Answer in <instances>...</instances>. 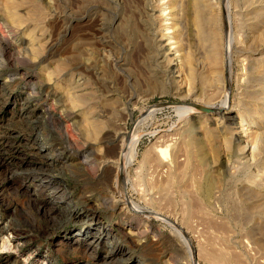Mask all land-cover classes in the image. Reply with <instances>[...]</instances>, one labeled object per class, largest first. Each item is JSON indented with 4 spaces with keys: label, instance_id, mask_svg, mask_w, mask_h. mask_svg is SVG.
Wrapping results in <instances>:
<instances>
[{
    "label": "rangeland",
    "instance_id": "obj_1",
    "mask_svg": "<svg viewBox=\"0 0 264 264\" xmlns=\"http://www.w3.org/2000/svg\"><path fill=\"white\" fill-rule=\"evenodd\" d=\"M202 1L215 83L192 0H11L15 21L0 0V264H264V0ZM47 161L69 196L50 210L30 176ZM69 209L80 216L50 229L46 212ZM98 227V243L79 233Z\"/></svg>",
    "mask_w": 264,
    "mask_h": 264
},
{
    "label": "bare ground",
    "instance_id": "obj_2",
    "mask_svg": "<svg viewBox=\"0 0 264 264\" xmlns=\"http://www.w3.org/2000/svg\"><path fill=\"white\" fill-rule=\"evenodd\" d=\"M3 1V0H2ZM208 1V0H207ZM6 2H7V9L9 10L8 11V15H9V17L11 18V20L12 21H15V17H16V14L14 13V11H13V7H15V6H9V4H11V5H13V3H11V0H6ZM192 3H193V8H194V16H193V20L191 21V22H193V25H194V27H195V30H196V32H197V34H196V40H197V44L199 45L198 47H199V49H200V47H201V49H204V54H203V63H204V65L205 66H207L208 67V71H209V76L213 79L212 81L214 82L215 81V79L217 78V80H218V78H220L221 77V74H220V72H219V70H218V68H219V65H220V47H219V41H218V38H216V32H214V34H209V33H211L212 31H210L209 29V33H208V31H207V29L205 28V24H207V22H205L206 20L204 19V15H203V13H202V11H203V7L205 6V3H203V1L202 0H192ZM3 4V3H2ZM255 4V3H254ZM5 5V4H4ZM3 5V6H4ZM205 8V7H204ZM162 15V14H161ZM179 16V15H178ZM204 16V17H203ZM209 20V19H208ZM207 20V21H208ZM168 23V22H167ZM207 27V26H206ZM167 28V27H166ZM168 29V28H167ZM215 31V30H214ZM213 35V36H212ZM5 36V35H4ZM194 37H195V35H194ZM179 41H181V40H179ZM171 42V41H170ZM230 42L231 41H229V43H227V45H226V55L228 54V50H231V49H229V47H230ZM176 45V44H175ZM257 45V44H256ZM224 46V45H223ZM255 46V45H254ZM256 47V46H255ZM14 48V47H13ZM176 48H177V50H175L174 51V54H175V61H176V64L179 66V68L181 69V73H183V74H187V75H189L190 77H193L194 75H195V70L193 69L194 68V63H193V54H191V53H188L185 49L186 48H184L182 45H177L176 46ZM228 49V50H227ZM198 50V49H197ZM7 51V50H6ZM199 52H200V50H198ZM230 52V51H229ZM198 53V52H197ZM256 53V52H255ZM202 54V53H201ZM224 54V55H225ZM230 54V53H229ZM253 54V53H252ZM229 56V55H228ZM201 57V56H200ZM227 57V56H226ZM228 58V57H227ZM174 59V58H173ZM224 59V58H223ZM245 59V58H244ZM228 60V59H227ZM255 60H257V59H255ZM202 63V64H203ZM226 64V63H225ZM228 64V63H227ZM176 65V66H177ZM255 66V65H254ZM228 67H229V65L227 66H225V72H226V75H228ZM264 68V67H263ZM263 68H260V69H263ZM205 69H206V67H205ZM258 69V68H257ZM255 71V70H254ZM258 72H260V71H258ZM253 74V73H252ZM260 74H261V72H260ZM207 75H208V73H207ZM209 76L207 77V76H205L204 75V77H203V80H205V81H207L208 80V78H209ZM185 77V76H184ZM206 83V82H205ZM215 83V82H214ZM210 86V85H209ZM217 86V85H216ZM68 93V92H67ZM68 95V94H67ZM225 95H226V93H225ZM86 96V95H85ZM227 96V95H226ZM225 98V97H224ZM226 101V100H225ZM225 101H223V104L225 103ZM223 104H221V106L223 105ZM220 105V104H219ZM225 105V104H224ZM208 106V105H207ZM218 106V105H217ZM215 107V108H218L219 109V107ZM198 107V106H197ZM224 107V106H223ZM191 108V107H190ZM195 108V107H194ZM193 108V106H192V109H189V108H187L188 110H195ZM206 108V107H205ZM222 108V107H221ZM198 109V108H197ZM196 109V110H197ZM187 111V110H186ZM184 112H185V110H184ZM189 112H191V111H189ZM214 112H216V111H214ZM186 113H188V112H186ZM192 113V112H191ZM183 114V113H182ZM184 115V114H183ZM56 116V115H55ZM29 117V116H28ZM57 118H59V116H56ZM27 120V119H26ZM83 122V121H82ZM86 122V121H85ZM231 122V121H230ZM88 124H86V128H87V130L89 131L88 133H91L92 134V132H94V130L96 129V126H97V124L96 123H92V122H90V121H88L87 122ZM96 124V125H95ZM240 124V123H239ZM68 125V124H67ZM84 125V124H83ZM240 126V125H239ZM242 126V125H241ZM83 127V126H82ZM263 127V126H262ZM64 128V127H63ZM40 130V129H39ZM246 131V128L245 129H241V133L242 132H245ZM248 131V130H247ZM246 131V132H247ZM69 132V131H68ZM240 132V131H239ZM29 134V133H28ZM69 134V133H68ZM253 134V133H252ZM260 134V133H259ZM65 135H67V133L65 132ZM256 135H258L257 133H256ZM255 135V136H256ZM254 136V135H253ZM262 136V135H261ZM134 137V136H133ZM132 137V138H133ZM138 137V136H137ZM137 137L135 138V140L137 139ZM253 138V137H252ZM257 138V137H256ZM255 138V139H256ZM131 139V138H130ZM239 139H241V138H239ZM132 140V139H131ZM134 140V139H133ZM125 141H128V140H126L125 139ZM124 141V142H125ZM137 141V140H136ZM135 141V142H136ZM244 141V140H243ZM251 141H253V140H251ZM132 142V141H131ZM130 142V143H131ZM129 143V142H128ZM129 143V144H130ZM255 143V142H254ZM133 144H135V143H133ZM251 144V143H250ZM124 145H126V142H125V144ZM123 145V146H124ZM128 145V144H127ZM127 145L125 146L126 148H127V151H126V148H125V151L126 152H124L125 154H123L122 156H121V163H124L125 164V166H128V163L127 162H129V155H133V152L135 153V151L133 150V149H135L134 147L132 148V149H128V147H127ZM132 145V144H131ZM130 145V146H131ZM130 146H129V148H130ZM135 146V145H134ZM47 147H50L49 145L47 146ZM47 147H45V149L47 148ZM132 147V146H131ZM122 150V149H121ZM133 150V152H131ZM40 151V150H39ZM62 151V150H61ZM132 153V154H131ZM135 156V155H134ZM133 156V157H134ZM132 156H131V158H133ZM31 166V165H30ZM45 167H51V162L50 161H47L46 163H45V165H44V168H41V167H39V169L38 168H35V169H33V170H30V176L31 177H37V178H39L40 179V181H39V183L37 184V186H36V188H37V191H35V197H38L39 195L38 194H36V192L37 193H39V192H41L42 193V196L44 197V200L46 201V203L44 204V206H47L48 207V210H50V209H52V208H54V207H56V203H59V202H64L65 200H67V199H69V196H67V194H66V191H59V188L58 187H55V188H51V185L50 184H52V182H51V179H49V178H47V177H45V175H44V170H45ZM121 167H123L122 165H121ZM127 168V167H126ZM125 168V169H126ZM52 169V168H51ZM128 169H129V166H128ZM29 171V170H28ZM27 171V172H28ZM129 171V170H128ZM39 173V174H38ZM119 174H118V176L116 177V183H115V189H113L115 192V194H117V196L119 197V199H118V201L120 202V204H124L123 206L122 205H120V206H122L124 209L126 208L127 210L128 209H130L132 206H133V204H132V206L130 207L128 204H127V202H125L126 200L124 199V193H125V191H124V185H125V181L123 180V177H122V175L120 174V172H118ZM36 174V175H35ZM33 175V176H32ZM124 175V174H123ZM29 176V175H28ZM128 176V175H127ZM38 195V196H37ZM34 197V198H35ZM111 197V196H110ZM109 197V198H110ZM32 198V197H31ZM112 198V197H111ZM127 199V198H126ZM32 200V199H31ZM34 202V201H33ZM131 202V201H130ZM42 204V203H41ZM130 204V203H129ZM39 207L40 208H42L43 206L41 205V206H38L37 207V210L39 209ZM134 207V206H133ZM123 208H121V209H123ZM137 208V207H136ZM125 209V210H126ZM40 210V209H39ZM42 210H43V208H42ZM46 210V209H45ZM44 211V210H43ZM145 211V210H144ZM137 212H139V211H137ZM42 214V213H41ZM80 213L77 211V210H73V209H69V210H64L63 212H62V216H61V219H60V221H57V220H54L55 219V217L54 216H50L49 215V211L48 212H46V221L48 220V222H49V226L51 227L50 229H52L53 230V228H55L56 226H58V225H60L61 223H63V222H65L66 220H69V219H71V218H73V217H76V216H80L79 215ZM43 215V214H42ZM139 215H143L141 212L139 213ZM44 217V216H43ZM146 217V216H145ZM45 218V217H44ZM147 218V217H146ZM50 223H52L51 225H50ZM47 225V224H46ZM46 227V226H45ZM53 227V228H52ZM99 228V230H97V231H90V229H88V230H86L85 228H84V230L82 229L79 233H80V235L81 236H88L89 238H90V243H98L101 239H102V237H104L105 235H107L108 234V232H109V230L108 229H104V228H100V227H98ZM48 230H49V227L47 226V232H48ZM130 232V231H129ZM143 232V231H142ZM126 235V234H125ZM24 244V242H22L21 244H19V242L18 243H15V251L18 249V248H20L22 245ZM88 246V245H87ZM0 247H2L3 249H6V250H11V249H13V247H11V244H9L8 243V241H6V240H4L3 239V241H2V243H1V246ZM1 249V248H0ZM109 252H110V254H117L118 255V257L120 258V259H123V260H127L128 259V254L125 252V250L124 249H121V248H119V247H113L112 249L110 248L109 249ZM84 255V254H83ZM87 256H88V254H86ZM30 255H28V257H29ZM150 256V255H149ZM118 257H117V259H118ZM119 259V260H120ZM104 261V260H103ZM106 261H104V262H102V263H105ZM26 262H25V259H21V260H15V259H13L12 260V263L11 264H25ZM96 264H98V262H96ZM137 264H139V263H137Z\"/></svg>",
    "mask_w": 264,
    "mask_h": 264
},
{
    "label": "water",
    "instance_id": "obj_3",
    "mask_svg": "<svg viewBox=\"0 0 264 264\" xmlns=\"http://www.w3.org/2000/svg\"><path fill=\"white\" fill-rule=\"evenodd\" d=\"M227 87H228V84H227ZM214 109H211V108H205V107H199L197 111H200V112H213ZM221 111V109H220Z\"/></svg>",
    "mask_w": 264,
    "mask_h": 264
}]
</instances>
